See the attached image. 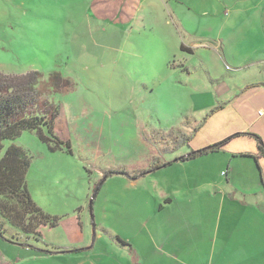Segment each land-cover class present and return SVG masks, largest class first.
I'll use <instances>...</instances> for the list:
<instances>
[{"label":"rangeland","instance_id":"374dc122","mask_svg":"<svg viewBox=\"0 0 264 264\" xmlns=\"http://www.w3.org/2000/svg\"><path fill=\"white\" fill-rule=\"evenodd\" d=\"M181 1L176 8L186 22L183 30L167 24L171 18L163 15L158 0L143 1L144 22L135 25L97 20L96 0H0V77L7 84H21L27 74L41 73L35 88L42 91V100L48 96L57 107L54 133L70 149L49 151L31 131L3 140L1 154L16 144L30 155L29 193L43 211L58 217L54 228L31 226L41 243L64 241L68 229L70 213L62 214L64 205L55 203L51 192L72 202L83 199L90 187L89 202L94 189L119 183L115 169L148 161L151 152L152 164L171 163L158 166L142 182L169 190V185L187 184L200 172L214 177L215 157L226 158L219 152L185 165L176 160L235 133V110L220 102L230 92L216 99V106L223 105L220 112L204 128L196 126L209 112L203 107L215 100L214 85L222 82L231 91L241 87L242 74L252 65L247 61L256 60L259 52L241 43L240 16L226 18L229 28L223 31L212 19L223 17L216 0ZM223 9L226 15L227 7ZM194 18L196 26L189 23ZM228 33L234 37L224 36ZM52 72L65 80L59 90L45 86ZM181 134L194 136L188 152ZM8 230L16 241L26 240L24 232ZM7 237H0L2 257L12 262L27 253ZM41 243L33 239L28 244Z\"/></svg>","mask_w":264,"mask_h":264},{"label":"crops","instance_id":"0c3cea01","mask_svg":"<svg viewBox=\"0 0 264 264\" xmlns=\"http://www.w3.org/2000/svg\"><path fill=\"white\" fill-rule=\"evenodd\" d=\"M96 1L93 12L97 20L144 22V0ZM158 1L163 15L171 18L167 24L183 30L186 22L176 8L183 1ZM216 1L223 17L212 19L222 31L229 28L226 18L240 16L241 43L256 46L259 52L256 60L247 61L252 65L242 74L241 87L231 91L222 82L214 85L215 100L203 107L209 112L196 126L204 128L223 108L210 113L216 108V99L218 102L230 92L220 102L230 103L235 110V133L225 137L218 150L179 161L185 165L220 152L226 158L215 157L216 175L206 177L200 172L187 184L169 185V190L156 188L142 182L159 168L149 169L151 152L148 161L115 169L122 176L119 183L110 189L102 185L89 202L90 187L83 199L72 202L66 195L51 192V199L64 205L62 214L70 213L64 241L42 239L43 245L24 246L27 253L12 262L0 255V264H264V154L258 149V138L264 145V0ZM189 23L196 26V18ZM222 35L220 32L219 40ZM224 36L234 37L232 33ZM193 137L183 146L184 152L190 150ZM58 228L63 229L61 223ZM42 248L50 252H40Z\"/></svg>","mask_w":264,"mask_h":264},{"label":"trees","instance_id":"16d2710c","mask_svg":"<svg viewBox=\"0 0 264 264\" xmlns=\"http://www.w3.org/2000/svg\"><path fill=\"white\" fill-rule=\"evenodd\" d=\"M184 49L183 47H181ZM26 81L21 84L6 83L5 78L0 77V237H9L11 243L33 248L28 244L31 240H41V235L34 232L31 226L49 225L55 227L58 217L43 211L32 199L26 183V174L30 166V155L19 145L10 144L2 152L3 140L17 138L23 131L35 132L38 138L47 145L49 151H57L67 147V141H63L54 133V120L57 117V107L49 100L48 96L40 98L42 91L35 88L39 71L26 75ZM10 82V81H8ZM45 86L48 89L62 88L66 85L65 80L52 72ZM222 106L218 105L210 113L215 112ZM206 118V117H204ZM237 135V134H236ZM182 142L187 144L191 136L181 134ZM257 137V136H256ZM227 140V138L204 148L191 151L186 155L176 158L177 161L187 160L210 151H215ZM259 150L264 154V145L259 140ZM169 163L157 162L149 169ZM148 171V170H147ZM144 171H141L143 173ZM136 177V176H133ZM99 188L94 192H97ZM8 227L24 232L26 238L23 242L16 241V234L11 233ZM33 230V231H32ZM37 237L32 238L31 234ZM7 237V238H8ZM40 252H50L48 249H40Z\"/></svg>","mask_w":264,"mask_h":264},{"label":"built area","instance_id":"2783aa9c","mask_svg":"<svg viewBox=\"0 0 264 264\" xmlns=\"http://www.w3.org/2000/svg\"><path fill=\"white\" fill-rule=\"evenodd\" d=\"M259 114H262V111H260Z\"/></svg>","mask_w":264,"mask_h":264}]
</instances>
